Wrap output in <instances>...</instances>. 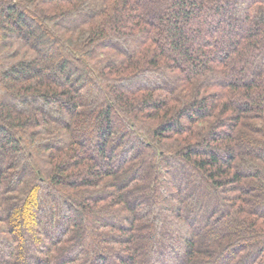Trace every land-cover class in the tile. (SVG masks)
Segmentation results:
<instances>
[{"label":"trees","instance_id":"1","mask_svg":"<svg viewBox=\"0 0 264 264\" xmlns=\"http://www.w3.org/2000/svg\"><path fill=\"white\" fill-rule=\"evenodd\" d=\"M0 264H264V0H0Z\"/></svg>","mask_w":264,"mask_h":264}]
</instances>
